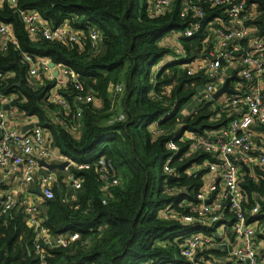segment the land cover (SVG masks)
Here are the masks:
<instances>
[{
	"label": "trees",
	"instance_id": "1",
	"mask_svg": "<svg viewBox=\"0 0 264 264\" xmlns=\"http://www.w3.org/2000/svg\"><path fill=\"white\" fill-rule=\"evenodd\" d=\"M188 1L199 4L205 17L202 28L187 37L183 32L189 19L180 16L184 0H175L155 18L146 14L148 0H17V8L35 11L44 24L55 27L68 21L80 32V43L33 40L17 10L0 6V23L10 26L17 40L7 51L0 50V72L6 75L2 90L13 93V107L20 115L36 118L51 147L72 162L68 173L81 181L75 190L60 178V190L53 185V197L38 205L42 226L51 234L79 235L64 246L44 247V264H178L185 236L217 228L200 225L193 210L199 204L197 194L212 179L206 164L215 161L212 153L195 151L193 144L215 135L232 113L203 100L188 115L180 111L208 81L203 72L188 75L184 66L211 47L206 27L222 16V8L211 7L209 0ZM248 3L260 11L249 23L264 35V0ZM91 30L98 33L95 41ZM22 52L63 64L77 74L84 90L79 93L67 85V112L47 103L48 84L30 85ZM234 80L240 81L237 74L230 82ZM117 84L122 85L119 93L114 91ZM87 92L91 102L75 103ZM74 104L81 109L77 133L65 125L77 121ZM255 131L264 134V125ZM186 133L193 138H186ZM251 171L255 178L240 171L245 211L254 199L264 209V168L254 166ZM113 178L117 184L110 183ZM23 209L15 205L0 212V264L40 263L35 232ZM225 212L232 219L228 209ZM187 216L190 222L184 220ZM222 256L221 250L204 249L196 264H215L213 260Z\"/></svg>",
	"mask_w": 264,
	"mask_h": 264
},
{
	"label": "built area",
	"instance_id": "2",
	"mask_svg": "<svg viewBox=\"0 0 264 264\" xmlns=\"http://www.w3.org/2000/svg\"><path fill=\"white\" fill-rule=\"evenodd\" d=\"M174 1L148 0L147 16L158 17L168 11ZM209 3L211 7L222 8V16L214 17L206 27V31L210 33L211 47L188 61L184 68L188 75L203 72L208 80L196 93L195 99L213 101L214 107L220 112L231 111L232 117L208 140L193 144L195 151L212 153L215 158V161L206 164L212 179L207 187L197 194L199 204L193 206V210L198 213L197 221L200 225L216 224L217 228L207 234L192 233L185 236L179 246L182 261L178 264H196L199 252L204 249H216L224 253V256L213 260L215 264H264V254L260 256V249H264V239L259 237L264 231V209H261L260 201L254 199L251 208L245 211L242 204L247 198L239 188L241 169H247L245 172L255 178L251 169L254 166L264 168V144L258 146L254 139L256 128L264 125V35H258L255 25L249 23L260 11L255 3H248V0H209ZM5 4L17 10L31 39L81 42L80 32L71 28L68 21L53 27L44 24L35 11L17 8V0H0V6ZM180 16L189 19V25L183 32L188 37L202 28L205 12L199 4L184 0ZM90 36L95 41L98 33L91 30ZM9 44L16 45L17 40L11 27L0 23V50L7 51ZM174 50L177 55H183L178 46H174ZM21 60L27 65V81L30 85L38 87L48 84L45 99L59 110H69L70 104L65 96L68 84L79 93L84 90L77 74L63 64L50 66V60L47 58L34 57L25 52L21 53ZM227 71H230L228 76L234 71L240 78L236 86L229 84L235 93L223 94L218 100H214L213 93L224 82ZM5 77L6 75L0 72V169L6 174H17L20 186L28 189L35 180L36 169L41 166L39 160L51 162L69 159L55 152L48 136L36 123L35 117L26 118L29 121L25 125L32 123L26 131L15 129L13 121L20 114L13 107V93H5L2 90ZM114 91L121 92L122 85L117 84ZM92 100V95L87 92L85 96L78 95L75 103H87ZM74 105L77 121L74 124H65L71 133H77L80 127L78 120L81 109ZM50 116L53 121L58 119L56 113ZM185 137L192 139L193 135L186 133ZM169 145L171 149L176 148L173 143ZM69 166L65 169L68 170ZM165 169L171 172L167 166ZM66 181L73 189L80 188V179L72 174H67ZM53 182H56L53 171L41 175L39 184L42 198L53 197ZM110 183L117 184L118 179L113 178ZM211 197L210 202H204ZM259 197L263 198L262 195ZM0 205L1 213H7L15 205L18 206L16 199L7 192L0 196ZM23 206L26 223L35 232L34 245L40 256L39 264H44V247L64 246L79 238L77 233L51 234L42 226V208L35 203ZM226 209L232 219L227 217ZM230 219L232 221L226 228L224 224L230 222ZM184 220L190 222L191 217L187 216ZM218 223L222 226H218ZM39 239L42 244L38 242Z\"/></svg>",
	"mask_w": 264,
	"mask_h": 264
},
{
	"label": "crops",
	"instance_id": "3",
	"mask_svg": "<svg viewBox=\"0 0 264 264\" xmlns=\"http://www.w3.org/2000/svg\"><path fill=\"white\" fill-rule=\"evenodd\" d=\"M168 39L169 38H167V40ZM164 41H166V39ZM192 109H193V107L191 106V101H189L185 105V107L181 109L180 113L182 116L188 115V114H184V113H188V112L191 113L193 111ZM28 121H29V119H26V118L19 115V117L15 118V120L13 121V126L15 127V129L22 131L23 126H25V124ZM45 134L48 136L47 132H45ZM256 134H257V136H256L257 140L256 141L258 142V140H260V145H261L264 142V134H261L260 131H255V135ZM257 148H258V146H257ZM55 152L57 153L58 151L55 149ZM57 154H59V153H57ZM255 154H257L256 150H255ZM60 162H62V160L51 161L48 163H60ZM48 171H53V173L56 177V182H53V185L57 186L58 187L57 189L60 190V186H59L58 181L60 178L66 179L67 174H68L67 169L49 170L42 165L39 166L35 172V180L33 183H31L29 185L28 189H24L20 186L19 178L17 177V174H6L3 170L0 169V186H1L0 187V196L5 192L11 193V195L16 199L18 207H20V205L28 204V203H35L36 205H40L41 200L43 198L37 192V191H40L39 179H40L41 175L45 174ZM70 188H72V187L70 186ZM263 254H264V249H260V256H262Z\"/></svg>",
	"mask_w": 264,
	"mask_h": 264
},
{
	"label": "water",
	"instance_id": "4",
	"mask_svg": "<svg viewBox=\"0 0 264 264\" xmlns=\"http://www.w3.org/2000/svg\"><path fill=\"white\" fill-rule=\"evenodd\" d=\"M53 65H54V63H53L52 61H50V66H53ZM55 74H56V72H55ZM234 76H235V74H233V75H231V76H227V77L224 79V82L222 83V85H221L219 88H217V89L215 90V92L213 93V99H214V100H218L223 94H231V93H235V91H234L232 88L229 87V81H230ZM31 126H32V123L23 126V128H22V132L26 131V130L29 129ZM38 163H39L40 165L46 167V168L49 169V170H55V169L63 170V169L67 168V167L70 165V161H69V160H64V161H62V162H60V163H48V162H46V161H44V160H39ZM245 171H247V169H245ZM37 192H38V194H39L41 197H43V195L41 194L40 191H37ZM211 199H212V197L209 198V199H207V200H205L204 202H205V203H208V202L211 201ZM38 242H39L40 244H42V240H41V239H39Z\"/></svg>",
	"mask_w": 264,
	"mask_h": 264
},
{
	"label": "rangeland",
	"instance_id": "5",
	"mask_svg": "<svg viewBox=\"0 0 264 264\" xmlns=\"http://www.w3.org/2000/svg\"><path fill=\"white\" fill-rule=\"evenodd\" d=\"M171 38H173V37H171ZM171 38H169V39H171ZM169 41H170V40H167V45L169 44V45L171 46V43H170ZM171 57H172V56H171ZM171 57H169V58H171ZM166 60H168V58H166L165 61H166ZM229 73H230V71H227V72H226V75L224 76V78H226V77L228 76ZM237 83H238V81H237V80H234V81L231 82V85H232V86H236ZM166 91H167V89H166ZM199 104H200V100H197V99L192 100V101H191V106L193 107L192 110L197 109ZM213 107H214V106H213ZM190 112H191V111H190ZM184 114H190V113L188 112V113H184ZM258 146H259V145H258Z\"/></svg>",
	"mask_w": 264,
	"mask_h": 264
}]
</instances>
